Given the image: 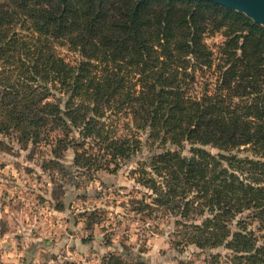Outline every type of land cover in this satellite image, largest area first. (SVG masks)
Instances as JSON below:
<instances>
[{"label":"trees","instance_id":"obj_1","mask_svg":"<svg viewBox=\"0 0 264 264\" xmlns=\"http://www.w3.org/2000/svg\"><path fill=\"white\" fill-rule=\"evenodd\" d=\"M0 136L55 158L72 149L93 173L148 150L128 213L173 218L178 250L226 251L205 264H264V29L243 14L198 0H0ZM100 264L144 263L124 248Z\"/></svg>","mask_w":264,"mask_h":264},{"label":"rangeland","instance_id":"obj_2","mask_svg":"<svg viewBox=\"0 0 264 264\" xmlns=\"http://www.w3.org/2000/svg\"><path fill=\"white\" fill-rule=\"evenodd\" d=\"M220 42V35L206 38L209 46ZM57 51L73 59L65 48ZM147 151L122 162L114 173H93L73 166L72 149L55 158L48 146L0 136V264H100L101 258L124 248L144 264H205L217 254L226 262L222 248H174L173 218L143 223L128 213L130 201L143 193L133 173ZM238 220L249 221L247 214Z\"/></svg>","mask_w":264,"mask_h":264},{"label":"water","instance_id":"obj_3","mask_svg":"<svg viewBox=\"0 0 264 264\" xmlns=\"http://www.w3.org/2000/svg\"><path fill=\"white\" fill-rule=\"evenodd\" d=\"M206 1L243 14L264 29V0H198Z\"/></svg>","mask_w":264,"mask_h":264}]
</instances>
